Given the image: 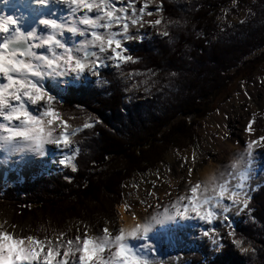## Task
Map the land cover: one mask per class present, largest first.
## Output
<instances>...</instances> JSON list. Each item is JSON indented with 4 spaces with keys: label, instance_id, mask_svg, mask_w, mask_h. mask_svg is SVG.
Listing matches in <instances>:
<instances>
[{
    "label": "trees",
    "instance_id": "1",
    "mask_svg": "<svg viewBox=\"0 0 264 264\" xmlns=\"http://www.w3.org/2000/svg\"><path fill=\"white\" fill-rule=\"evenodd\" d=\"M232 1L205 0L198 8L192 5L184 11L176 0H160L168 36L144 37L128 47L127 54L134 62L118 70L103 69L99 79L105 81L104 87L98 88L93 82L67 87L61 100L54 102V110L69 125L81 123L83 116L95 122L92 128L71 137L77 146L76 170L65 167L57 176L32 178L21 185L5 187L0 192V226L15 235L41 238L32 231L35 226L80 218L87 211L83 200L96 186L112 195L107 207L110 209L119 203L125 180L145 173L160 161L169 146L180 147L183 140L192 143L193 128L212 99L219 95L221 100L228 98V86L238 76L248 74L246 70H252L255 57H247L264 46V0H256L258 6L252 15H247L234 31L216 34L214 17ZM245 1L235 0V4ZM149 71L155 75L148 92L135 95L139 102L124 104L129 86L121 75ZM136 76L138 80L143 78ZM179 114L194 117L172 122ZM110 162L116 163L115 168L100 174L94 172L108 167ZM64 174L70 177L69 181ZM17 193L21 196L17 197ZM249 196V216L253 222L231 230L236 238L259 244L257 257H264V183L257 185ZM257 226L260 228L255 229ZM202 264L242 262L230 245H222Z\"/></svg>",
    "mask_w": 264,
    "mask_h": 264
},
{
    "label": "snow or ice",
    "instance_id": "2",
    "mask_svg": "<svg viewBox=\"0 0 264 264\" xmlns=\"http://www.w3.org/2000/svg\"><path fill=\"white\" fill-rule=\"evenodd\" d=\"M48 2L33 0L37 5H47ZM57 2L70 9L66 22L40 18L38 23L48 29L46 34L40 36L35 35L36 29L21 32L15 27L17 21L13 16L0 14V120L3 121L0 122V149L10 152L26 149L43 155L46 144L62 147L69 143V124L61 113L54 110L53 98L38 86L33 77L64 76L84 71L98 75L106 61L116 68L134 62L122 45L128 40L141 39L139 28L147 26L160 29L164 25V30L158 34L169 35L160 0H141L139 5L136 0H128L126 5L120 3L119 6L115 0ZM150 4L155 6L149 8ZM144 16L148 19H143ZM65 31L83 37L75 48L66 47L57 38L59 33ZM42 48L46 49V53L38 54L37 49ZM136 75H142L143 78L135 81V85L144 86L147 91L155 73L149 71ZM132 76L129 73L126 78L131 79ZM25 88L34 89L35 94L24 91ZM38 103H43L45 107L39 115H33L27 104ZM94 123L90 117L86 118L81 128L74 131L90 129ZM254 123L255 120L250 118L244 127L245 133L252 138L247 141L238 159L231 164L233 171L228 175L232 181L210 180L203 188L194 183L189 187L187 196L179 197V200H186V203L178 206L177 202H173L171 212L165 209V213L159 214L160 218L153 214L143 223L135 222L138 217L134 216V223L127 229L121 226L115 230L105 226L93 235L85 226L82 232L77 228L71 237L60 232L53 241L34 235H15L0 226V264H163L162 261H151L134 252L126 241L128 238H144L154 223L187 216H194L208 224L216 220L224 222V226L230 229L226 235L232 244L241 253L252 251L250 246L243 245L241 239L234 238L235 233L227 223V214L252 211L247 180L253 149L256 146L264 147V135L254 134ZM195 159L193 154L192 161ZM66 163L73 171L76 170L69 161H61L62 165ZM192 171V168H188L189 173ZM203 235H212L213 242L219 239L211 228Z\"/></svg>",
    "mask_w": 264,
    "mask_h": 264
},
{
    "label": "rangeland",
    "instance_id": "3",
    "mask_svg": "<svg viewBox=\"0 0 264 264\" xmlns=\"http://www.w3.org/2000/svg\"><path fill=\"white\" fill-rule=\"evenodd\" d=\"M18 6L26 5L30 7L27 10H30V22L25 21V25L20 26L19 30L21 32L27 33L32 29H36L37 34L39 30V23L35 22L38 19L37 16L33 14L38 11L41 5L29 6L25 1L18 0ZM52 4V1L49 0ZM121 1L126 5L128 0H115L116 5L119 6ZM263 1V0H262ZM205 0H176V3L179 4L184 11L188 7L198 8L202 5ZM141 0H136V4L139 5ZM5 0H0V14L7 16L4 10ZM155 5H149V8H153ZM258 6L256 0H246L244 3L239 5L235 4L233 1L227 4L225 7L219 9L217 14L214 17L215 31L217 35H220L222 32L234 31L237 24H239L247 15L253 13V9ZM56 16L54 20L57 22L65 21L66 17ZM13 16L16 17V21L20 24L21 20L26 19V13L20 14L18 7L14 9ZM35 17V19H34ZM53 15L47 14L42 16V18L51 19ZM43 32H47L45 27H42ZM135 31V29H133ZM162 26L160 29H155L151 27L139 28V34L141 38H151L153 36H163L158 34L162 32ZM68 32H61L58 34V39L66 47L75 48L77 44L83 39L78 34H74L75 38H69ZM139 40H128L123 42V47L127 49L128 47L138 43ZM40 49H37L39 54ZM46 53V49L41 51ZM255 57V63L252 65V70L248 74L243 76H238L233 83H231L228 88V98L221 100V95L216 96L212 99V103L209 106V109L204 113L198 120V124L193 128V138L192 143L187 140L181 142L180 147L169 146L166 151L161 155L160 161L156 162L151 168H149L143 174H133L129 179L125 180L121 185V192L119 203L115 204L113 207L108 209V204L112 199V195L105 192L101 189L100 186H96L92 194H90L86 199H84V205L86 210L84 213L80 214L81 217H71L61 224L53 222H44L35 226L32 231L36 232L40 239H51L56 240L58 233L63 232L66 236L71 237L76 233L77 228L81 229V232L85 226H87L89 232L95 235L99 230L103 229L105 226L110 227V229L118 230L120 227L119 223V207L122 206L125 213L132 216H138L136 210V205L139 203L141 206L146 207L148 204H154L158 211H160V203L164 200L162 197L164 195H170V193L175 189V197L177 199L178 206L186 203V200H179L181 196H187L189 194V187L198 183L203 188L204 184L208 181L202 176V170L204 167H212L213 169V179L215 181H221L222 179H228L232 181V177L228 175L233 169L231 164L238 159L239 154L243 152L247 141L252 138L244 131V127L247 123V120L253 118L254 123V134L255 135H264V46L254 51L253 54L249 55L247 58ZM257 57V58H256ZM251 68V65H250ZM103 69H119L113 66H109L108 61H106L103 66L99 69V73ZM98 75H92L88 71L81 72L80 75L76 77L77 80H71L74 74L68 73L64 76H43L42 78L35 80L38 86L42 87L45 91L48 83H58L59 91H52L50 96L53 98V102L61 100V96L64 93L65 89L69 86L82 85L88 82H93L98 88H102L105 85V81L99 79ZM246 73V72H245ZM133 76L131 79L126 78L127 73L121 75V78L124 83L128 84L129 88L126 90L128 96L123 100L124 104H127L129 101L139 102L140 98H135V95L145 94L150 89L144 90V86L137 87L135 81H139L136 77V74L132 73ZM87 75H90L89 77ZM247 93V95H245ZM148 99V97L146 98ZM157 108L161 107L156 104ZM155 106V107H156ZM147 109V106H144V110ZM155 109L152 108L154 112ZM32 112V111H31ZM33 115H39L37 113H32ZM143 114H146L144 112ZM255 114V115H253ZM193 114L188 115H177L172 119V122L180 119H192ZM89 118L83 116V121L79 124H70L68 129L69 143L67 144L68 148L75 152L73 155V160L71 164L74 165V158L77 154V146L71 137L78 133L79 131H74L75 129L81 128L85 119ZM92 120V119H91ZM0 122H2L0 120ZM119 126V125H118ZM168 127L163 126L161 131L157 134V137L160 136L161 132L166 130ZM233 141V139H235ZM219 140L222 143L228 142L232 147V143L235 146H239L238 152H226L223 151L222 154H219L218 145ZM233 141V142H232ZM1 150V149H0ZM195 154V161H192V155ZM24 155L23 150L14 152V156L11 158H20ZM9 160L6 162L5 169L2 166L0 161V169L3 168V172L0 180V192L5 188L12 186L13 184H19L30 181L32 178H47L49 176H57L64 171L65 167H68L72 170V167L69 164L61 165L59 168H56L54 171L45 174H35L29 176L28 178L19 180L14 178L16 171V166L14 163ZM178 164L181 166V173L186 172L187 175H180L178 177L174 173V165ZM75 166V165H74ZM116 163L110 162V165L106 168L95 170L94 172L100 174L108 171L109 169L115 168ZM188 168H192V173L188 172ZM66 180H70V177L67 174L63 176ZM177 181V182H176ZM264 183V147L256 146L253 149L252 155V165L251 171L249 173V178L247 180V186L250 189V193L256 188L257 185ZM21 193H17V197H20ZM194 217V216H191ZM157 218H160L157 214ZM194 224L190 229H186L183 232L188 238V242H185L184 236L178 235L176 242H174V247L171 251H167V246L163 243V240L155 238L152 235V231L146 233L147 240L141 241L139 237L132 239H127L126 243L130 248L135 251H142L140 255L144 256L151 261H162L163 264H202L204 261L209 260L213 255H215L219 248L222 245H230L233 248L234 253L239 257L242 264H264V257L258 256L257 251L259 249V244L251 241H243L242 243L246 247H251L252 251L241 253L231 242V239L227 237L226 226L224 222L220 220L213 221L211 224L203 222L198 218L194 217ZM253 222V219L250 218L249 213H233L230 212L227 214V223L231 225V229H235L238 226H242L248 223ZM35 225V224H34ZM152 228V227H151ZM209 228L213 229L219 239L213 242V236L209 235L204 236L203 233L208 231ZM257 226L255 229H259ZM29 230V229H28ZM236 238V237H235ZM136 240L138 242H136ZM203 242L204 245L208 246L211 249V252L204 251L200 247L199 243ZM212 247V248H211Z\"/></svg>",
    "mask_w": 264,
    "mask_h": 264
},
{
    "label": "bare ground",
    "instance_id": "4",
    "mask_svg": "<svg viewBox=\"0 0 264 264\" xmlns=\"http://www.w3.org/2000/svg\"><path fill=\"white\" fill-rule=\"evenodd\" d=\"M27 1L28 0H26L25 3ZM51 1H52V4H49L45 7L40 6V9L33 14L34 16L38 17V19L35 20L37 23L36 25H38V21L40 18H42L43 15H47V14L53 15V17L51 19H54V17H56L58 15H59V17H62L61 13H63L64 17H66V18L68 17L69 12H70V9L68 7H66L65 5L59 4L57 2V0H51ZM18 2H19L18 0H5V4H4L5 13L7 15L13 16L14 9L16 7H18ZM28 2H30L29 6H31V7L33 5H35L33 3V0H29ZM28 2H27V4H28ZM121 3H124V2L121 1ZM27 8L29 9L30 7L27 6ZM18 9L21 10L20 7H18ZM20 14H22V13H20ZM29 14H30V10H27L26 11V19H24V20L22 19L20 24L17 22L15 27L19 29L20 26L26 24L25 21L30 22L29 19L30 18L32 19L33 16L31 15L32 16L31 17ZM13 18L15 20H17L16 17L13 16ZM34 19H35V17H34ZM38 26H39L38 27L39 30L36 34L37 36H40V35L47 33V32H43L42 27H44V26H42L40 24ZM47 31H48V29H47ZM69 38L72 41V39L75 38V35L70 33ZM42 50H44V49L43 48L40 49L39 52L42 53L41 52ZM108 64H109V66H113V64L109 61H108ZM78 75H80V73L74 74L73 77L71 78V80H77L78 78L76 79V77ZM87 76L89 77L90 75H87ZM52 91H56V92L59 91L58 83H54V84L51 82L48 83L47 88L45 89V92H47L48 95L50 96V93ZM44 107H45V105L43 103H38L37 105L27 104L28 110L30 112L32 111L31 113L39 114L40 111ZM13 123H17V122L13 121ZM68 140H69V136H68ZM234 140H236V138L233 139V141ZM218 150H219V154H222L223 151H226L228 153L235 151V152L239 153V146H235L232 143V147H231L228 144V142L222 143L219 140ZM43 151H44V154L39 155L36 152H32V151H28V150L24 149L23 150L24 155L22 157L17 158V159L14 158L13 160H11V158L14 156V152H10V151H6L4 149H1L0 150V161L2 162V166H4L3 168L5 169L6 162L11 160L17 168L16 169L17 172H15L14 178H16V179L18 178L19 180L23 181L24 179L28 178L29 176H33L35 174L41 175V174H45V173H49L51 171H54L56 168H59L62 165L61 164L62 160L69 161L70 163L73 160V151L70 150L67 145L62 146V147H58L54 144H46L44 146ZM66 164H68V163H66ZM3 168L0 169V180H2L1 176H2V173H4ZM181 171H182L181 166L178 164H175L174 165L175 175H177L178 177H180V175L181 176L187 175L186 172L183 171V173H181ZM201 174H202V176L205 177V179L208 182L210 180H214L212 167H208V166L204 167ZM162 198L164 200H162L160 203V211L157 210V208L154 206V204H151V205L148 204L146 207H143L138 203L135 207H136V210H137L139 215L136 216V217H138V219L135 222L143 223L146 220L150 219L153 214H158V216H159V214L165 213V209H168L169 212H171L172 211V204L177 199V197H175V189L170 193V195H167V196L164 195ZM119 215H120L119 216V223H118L119 227L123 226L127 229L128 226H130L131 224L134 223V221L132 219V217H134V216L125 213L122 206L119 207ZM193 218L194 217H191V216H187L184 218L174 217L172 219L164 220L161 223H154L153 222L154 224H152V226H151L152 227L151 228L152 235H150V237L153 236L155 238H159V239L163 240V243L167 246L166 250L171 251L174 247V242H176L178 235L184 236L185 242L189 241L186 234L183 231L186 229H190L194 224H196V221H194ZM128 239H130V238H128ZM131 239H132V241L135 240L134 238H131ZM141 239H142L141 241H145V240H147V236L145 235V237L141 238ZM136 242H138V241L136 240ZM199 245L201 248H203L204 251L211 252V249L208 248V246H206V244L204 245L203 242H200ZM133 251L137 252L139 254L143 253V250L142 251L133 250Z\"/></svg>",
    "mask_w": 264,
    "mask_h": 264
},
{
    "label": "clouds",
    "instance_id": "5",
    "mask_svg": "<svg viewBox=\"0 0 264 264\" xmlns=\"http://www.w3.org/2000/svg\"><path fill=\"white\" fill-rule=\"evenodd\" d=\"M45 76H47V75H45ZM42 77H43V76H42ZM42 77H33V79H35V80H38V79H40V78H42ZM24 91H32V92H33V94H35V91H34V89L25 88V89H24Z\"/></svg>",
    "mask_w": 264,
    "mask_h": 264
},
{
    "label": "built area",
    "instance_id": "6",
    "mask_svg": "<svg viewBox=\"0 0 264 264\" xmlns=\"http://www.w3.org/2000/svg\"><path fill=\"white\" fill-rule=\"evenodd\" d=\"M27 3V2H26ZM25 3V4H26ZM49 3H50V1L47 3V5H49ZM47 5H41L42 7H45V6H47ZM40 8V7H39ZM44 17V16H43ZM36 22V21H35Z\"/></svg>",
    "mask_w": 264,
    "mask_h": 264
}]
</instances>
